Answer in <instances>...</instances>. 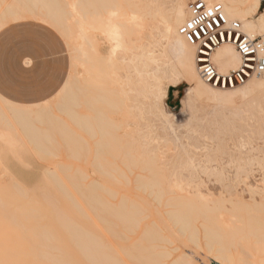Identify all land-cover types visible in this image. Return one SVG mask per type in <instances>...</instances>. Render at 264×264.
Segmentation results:
<instances>
[{
    "label": "bare ground",
    "instance_id": "obj_1",
    "mask_svg": "<svg viewBox=\"0 0 264 264\" xmlns=\"http://www.w3.org/2000/svg\"><path fill=\"white\" fill-rule=\"evenodd\" d=\"M202 1L220 4L229 21L234 19L242 33L260 38L264 46V6L257 13L260 0ZM174 2L167 9L158 0H0V30L15 22L38 21L56 31L75 54L72 73L47 102L25 106L0 97V138L5 139L9 151L31 152L26 147L10 148L16 137L37 153L55 156L58 143L52 139L53 133L39 125L48 121L54 129L60 124V135L72 159L80 156L84 142V151L91 155L85 160L90 161L91 173L97 174L89 180L86 171L76 167L68 173L71 166L57 162L53 168L42 167L39 179V184H51L54 194L28 196L23 188L28 182L22 177L10 188L0 184V264H206L201 263L204 253L215 264H264L248 250L250 241L255 240L254 253L264 252V204L222 196L215 199L210 194L211 199L205 195L207 199L196 189L186 193V183L180 185L183 180L176 176L168 180L163 173L167 164H160L158 149L149 148L151 136L143 137L141 146L133 138L125 140L128 122L136 110L139 117L143 115L141 106L148 107V112L159 110L165 127L174 132L158 108L165 95L161 87L165 72L157 65L151 47L143 43L147 19L161 26L166 40L175 36L182 52L180 75L195 83L197 93L230 94L239 89L246 94L264 92V73L238 86L218 88L204 83L198 74L195 48L179 32L188 18L186 0ZM209 60L219 76L229 75L240 65L229 43L213 50ZM54 110L65 114L66 119L62 121ZM79 130L92 140V148ZM108 155L113 160H108ZM190 163L188 160L186 164ZM122 166L147 172L146 176L137 175L134 182L148 200L118 196L121 188L111 186L110 181L129 183ZM23 167L30 166L24 163ZM60 174L65 175L68 185ZM226 203L230 204V214L235 212L229 220H220V213L228 212ZM41 220L47 223L42 225ZM107 220L127 239L132 235L129 251L122 250L128 262L120 258L121 246L115 249L102 237L99 224H108ZM105 230L113 237L110 227Z\"/></svg>",
    "mask_w": 264,
    "mask_h": 264
},
{
    "label": "rangeland",
    "instance_id": "obj_2",
    "mask_svg": "<svg viewBox=\"0 0 264 264\" xmlns=\"http://www.w3.org/2000/svg\"><path fill=\"white\" fill-rule=\"evenodd\" d=\"M159 1L164 3L167 9L175 3L174 0ZM183 3H185V0H183ZM231 21H234V19ZM160 30L161 26L147 19L143 30L145 40L143 43L151 47L153 56H156L157 61H159L157 65L162 67L165 72L166 78L164 77L161 86L165 95L162 96L158 108L165 114L167 120L171 122L174 132L165 127L159 110L154 109L152 112H148V107L141 106L143 115L139 117L138 110H136L134 119L128 122L125 140L130 141V138H133L136 144L141 146L143 145V137L149 138L151 136L152 143L149 148L158 149L162 154L160 164H167L165 167L167 170L163 173L168 180H171L174 176L179 178L180 181L183 180L182 183L180 182V185L183 182L186 183L184 187L183 185L181 186L186 193H191L196 189L203 196H209L208 194H210L215 199L222 196L226 200L229 198L234 200L242 199L244 203L264 204V193L262 191V186H264V92L246 94L244 90L240 92L242 89H239V92H232L230 94L197 93L194 91L195 83L187 82L184 76L180 75L179 61L182 52L178 48L179 45L176 43L175 36L171 35L166 40V38H163ZM56 35L63 42L67 52L69 58L68 73L71 74L70 68L72 70L73 63L71 62H73L75 55L74 51L72 47L69 48V43L66 46L64 39L59 34L56 33ZM173 72L175 75H173ZM169 91H173L175 98L177 97L178 99L169 98ZM81 107L83 110L86 109L84 106ZM82 108L78 107V111L84 113ZM86 111L87 109L85 113H87ZM54 113L56 116L59 115V118L62 117V121L66 119L65 114H62V112L54 110ZM39 127L46 130L50 128V131L53 133L52 139L58 143V150L54 154L55 156L37 153L31 149V145L20 144L16 137L14 139L11 138L13 142L10 148L14 150L26 147L31 152L28 154L9 151V145L6 144L5 139L0 138V184L2 187L10 188L11 184L16 182L18 177H22L28 182L23 187L27 190L28 196H35L37 192H50L54 194L55 192L51 184H39V179L42 177V167L53 168V165L57 162L64 165L69 164L71 170L68 173H73L76 167H78L81 171L88 173L89 180L97 178V174L91 173L93 170L90 166V161L88 163L85 160V157L91 158V155L89 156L90 153L86 154L84 151V142H82L84 146L80 145L82 148L80 156L77 160H74L72 159V153L67 150V145L60 135L62 130L60 124H57L56 128L53 129L50 122L44 121ZM73 128L75 127L73 126ZM79 132L82 131L79 130ZM81 136L86 140L84 141L87 142L89 148H92V140H89V136L84 132L81 133ZM140 151L142 152V150ZM106 157L108 160H113L111 155ZM188 160L191 161L190 164H186ZM20 163H26L30 167L25 168ZM121 169L127 174L129 183L126 184L122 180L121 184L116 185L110 181L111 186L121 188V190H118V196L119 194H123L136 201H138L136 196H141L145 200H148L145 194L136 190V183L134 182L137 175L146 176L147 172L138 168L128 170L123 166ZM130 171L133 173L130 174ZM78 174L76 173L77 177H79ZM61 177L68 185L65 175L62 174ZM178 190L177 194L180 193ZM211 196L208 198L211 199ZM214 197L212 198L213 200ZM113 202H117V199ZM210 206H212L211 203ZM225 207H227L226 210L228 212L231 210L229 209V203H226ZM158 209L161 210L160 208ZM228 212L224 214L221 212V215L219 214L220 220H229V215L234 214L235 211L231 212V214L230 212L228 214ZM238 212L236 214H241ZM152 220L157 219L153 218ZM103 221V224H99L103 229L101 232L102 237L108 243H113L115 249L121 246V249H119L120 258L128 262L122 255V250L129 251L132 235H127L129 237L127 239L126 235L119 228H114L110 220H107L108 224H105ZM40 223L44 225L47 223V220H41ZM105 227H110L113 231V237L105 232ZM254 241H250L248 250L255 257L256 261H264V252L254 253ZM14 250L36 251L39 249ZM61 251L72 252L71 250ZM203 257L205 258H203L204 261L201 263L215 264L209 255L204 253Z\"/></svg>",
    "mask_w": 264,
    "mask_h": 264
},
{
    "label": "crops",
    "instance_id": "obj_3",
    "mask_svg": "<svg viewBox=\"0 0 264 264\" xmlns=\"http://www.w3.org/2000/svg\"><path fill=\"white\" fill-rule=\"evenodd\" d=\"M263 5L261 0L257 13ZM56 33L30 19L0 30L1 98L30 106L45 103L56 95L69 74V58ZM169 92V98L178 99L173 91Z\"/></svg>",
    "mask_w": 264,
    "mask_h": 264
},
{
    "label": "built area",
    "instance_id": "obj_4",
    "mask_svg": "<svg viewBox=\"0 0 264 264\" xmlns=\"http://www.w3.org/2000/svg\"><path fill=\"white\" fill-rule=\"evenodd\" d=\"M188 18L179 32L195 48L200 79L211 86L231 87L264 73V46L260 38H248L237 22L229 21L220 4L207 5L202 0H186ZM231 44L239 58V67L219 76L209 54L218 46Z\"/></svg>",
    "mask_w": 264,
    "mask_h": 264
}]
</instances>
